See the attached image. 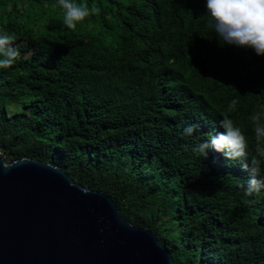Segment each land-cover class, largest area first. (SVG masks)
Returning <instances> with one entry per match:
<instances>
[{"label": "trees", "instance_id": "16d2710c", "mask_svg": "<svg viewBox=\"0 0 264 264\" xmlns=\"http://www.w3.org/2000/svg\"><path fill=\"white\" fill-rule=\"evenodd\" d=\"M74 2L100 12L72 31L58 0H0V29L20 51L0 69L2 157L39 159L106 193L175 264H264V205L236 185L237 170L203 177L194 151L229 115L255 155L264 56L221 45L206 0ZM195 177L201 194L183 193Z\"/></svg>", "mask_w": 264, "mask_h": 264}, {"label": "water", "instance_id": "95a60500", "mask_svg": "<svg viewBox=\"0 0 264 264\" xmlns=\"http://www.w3.org/2000/svg\"><path fill=\"white\" fill-rule=\"evenodd\" d=\"M14 161L0 173V264H174L106 193L39 159Z\"/></svg>", "mask_w": 264, "mask_h": 264}, {"label": "clouds", "instance_id": "9594fccd", "mask_svg": "<svg viewBox=\"0 0 264 264\" xmlns=\"http://www.w3.org/2000/svg\"><path fill=\"white\" fill-rule=\"evenodd\" d=\"M58 5L64 11V25L72 31L86 18L100 12L96 5L89 7L86 3L78 4L74 0H58ZM206 7L210 17L207 25L221 45L250 48L256 55L264 56V0H206ZM16 40L14 33L0 29V69L12 67L20 57V51L15 46ZM236 104V100L231 101L229 112L235 110ZM251 120L256 140L255 155L250 157L248 138L229 115H223L219 121L224 132L213 135L210 140L199 143L194 149L202 155L199 160L203 177L218 171V165L229 171L225 175L231 180H237L231 171H241L240 182L236 185L240 184L246 196L264 191V113L254 114ZM196 127L189 125L184 129V134L192 135ZM215 150L221 152L219 156L215 154ZM15 166L16 162L7 157L0 159V173ZM199 181V177L186 179L183 193L192 191L201 194L199 186L195 184ZM226 185L228 183L222 181L219 188Z\"/></svg>", "mask_w": 264, "mask_h": 264}, {"label": "rangeland", "instance_id": "374dc122", "mask_svg": "<svg viewBox=\"0 0 264 264\" xmlns=\"http://www.w3.org/2000/svg\"><path fill=\"white\" fill-rule=\"evenodd\" d=\"M1 153V152H0ZM258 197L259 199H250V202L252 204H255V207H259V208H263V207H260V205H264V196H263V192L261 193H258V194H254L252 195V197Z\"/></svg>", "mask_w": 264, "mask_h": 264}, {"label": "bare ground", "instance_id": "6f19581e", "mask_svg": "<svg viewBox=\"0 0 264 264\" xmlns=\"http://www.w3.org/2000/svg\"><path fill=\"white\" fill-rule=\"evenodd\" d=\"M217 134L216 135H218L219 134V132H216ZM220 133H222V132H220ZM223 161V160H222ZM223 172L222 173H224V174H226V173H228L229 171L228 170H222ZM218 172H220V171H218ZM241 172V171H240ZM240 172H237L236 171V173H239V174H241ZM245 172V171H244ZM243 173V172H242ZM260 192H262V190H260ZM264 192V191H263ZM263 196H264V193H263ZM164 245V244H163Z\"/></svg>", "mask_w": 264, "mask_h": 264}]
</instances>
